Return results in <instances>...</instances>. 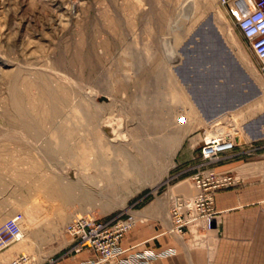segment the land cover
<instances>
[{
	"label": "rangeland",
	"instance_id": "rangeland-1",
	"mask_svg": "<svg viewBox=\"0 0 264 264\" xmlns=\"http://www.w3.org/2000/svg\"><path fill=\"white\" fill-rule=\"evenodd\" d=\"M215 123L237 139L217 167L240 171L214 193L211 228L193 218L173 234V203L195 194L191 167ZM249 179L264 180V73L218 0H0V214L25 217L0 263L35 260L29 246L68 255L77 215L131 213L129 233L162 202L186 263L221 264L215 196ZM163 258L148 264L179 262Z\"/></svg>",
	"mask_w": 264,
	"mask_h": 264
},
{
	"label": "built area",
	"instance_id": "built-area-1",
	"mask_svg": "<svg viewBox=\"0 0 264 264\" xmlns=\"http://www.w3.org/2000/svg\"><path fill=\"white\" fill-rule=\"evenodd\" d=\"M228 9L232 20L243 36L250 40L252 49L260 61L264 73V0H218ZM204 138L199 146L200 162L191 167V179L195 194L191 198H179L173 203L170 232L181 234L183 227L193 218L203 221L204 228L213 225V195L224 187L235 183V177L218 169L217 164L230 157L237 146L236 137L217 129ZM25 220L21 211L15 212L0 223V253L21 240ZM135 217L131 213H117L98 219L91 215H77L65 227L70 247L65 254L82 250L90 251L99 264H148L173 254V249L128 252L121 246L125 234L134 227ZM29 257L20 254L0 264H28Z\"/></svg>",
	"mask_w": 264,
	"mask_h": 264
},
{
	"label": "crops",
	"instance_id": "crops-1",
	"mask_svg": "<svg viewBox=\"0 0 264 264\" xmlns=\"http://www.w3.org/2000/svg\"><path fill=\"white\" fill-rule=\"evenodd\" d=\"M235 155V151L232 156ZM240 171L239 166H235V160L230 164L218 166V169L235 173V169ZM246 178V175H243ZM164 203H152L148 209L143 212L142 221L139 225L125 235L121 246L125 250H152L162 251L176 249L172 239L166 231L159 217L165 212ZM215 206L219 213V224L215 231H209L210 235L217 234L219 242L217 243L214 255L215 261L221 264H228L230 260L233 264H264V180L253 181L249 179L237 188L230 190H220L215 196ZM14 214H0L1 220H5ZM159 221V223H158ZM67 243L64 245L65 248ZM62 248V249H63ZM43 245L29 246L30 252L37 255L35 260H30L28 264H99L95 262L94 255L88 250H82L78 253L69 254L54 260H48ZM61 249V250H62ZM19 250L11 249L5 252L4 258H9ZM188 252V251H187ZM177 247L175 255L164 257L163 259L176 258L178 264H185L186 254ZM213 252V251H212ZM18 254V253H17ZM200 255V256H199ZM195 253L199 264L203 263V255ZM187 264V263H186Z\"/></svg>",
	"mask_w": 264,
	"mask_h": 264
},
{
	"label": "bare ground",
	"instance_id": "bare-ground-1",
	"mask_svg": "<svg viewBox=\"0 0 264 264\" xmlns=\"http://www.w3.org/2000/svg\"><path fill=\"white\" fill-rule=\"evenodd\" d=\"M25 216H26V215H25ZM22 227H23V226H22ZM169 229H171V226H169ZM22 232H23V235H22V238H21V240H22V239H23V237H24V231H23V229H22ZM21 240H20V241H21ZM20 241H18V242H20ZM18 242H17V243H18Z\"/></svg>",
	"mask_w": 264,
	"mask_h": 264
},
{
	"label": "water",
	"instance_id": "water-1",
	"mask_svg": "<svg viewBox=\"0 0 264 264\" xmlns=\"http://www.w3.org/2000/svg\"><path fill=\"white\" fill-rule=\"evenodd\" d=\"M193 88H195V85L193 86ZM196 89V88H195ZM189 92H190V90H189ZM243 101V100H242Z\"/></svg>",
	"mask_w": 264,
	"mask_h": 264
}]
</instances>
